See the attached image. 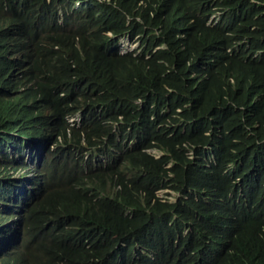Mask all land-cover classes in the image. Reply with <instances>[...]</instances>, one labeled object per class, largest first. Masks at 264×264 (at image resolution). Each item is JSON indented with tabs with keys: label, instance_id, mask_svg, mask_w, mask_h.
<instances>
[{
	"label": "trees",
	"instance_id": "1",
	"mask_svg": "<svg viewBox=\"0 0 264 264\" xmlns=\"http://www.w3.org/2000/svg\"><path fill=\"white\" fill-rule=\"evenodd\" d=\"M0 264H264V0H0Z\"/></svg>",
	"mask_w": 264,
	"mask_h": 264
},
{
	"label": "clouds",
	"instance_id": "2",
	"mask_svg": "<svg viewBox=\"0 0 264 264\" xmlns=\"http://www.w3.org/2000/svg\"><path fill=\"white\" fill-rule=\"evenodd\" d=\"M174 196L175 195H173V197ZM214 205L215 204H212V206ZM223 206L224 215L232 216L233 224H236L237 222L241 224L249 221V215L257 208V204L252 203L248 195L244 192L230 193L224 199Z\"/></svg>",
	"mask_w": 264,
	"mask_h": 264
},
{
	"label": "rangeland",
	"instance_id": "3",
	"mask_svg": "<svg viewBox=\"0 0 264 264\" xmlns=\"http://www.w3.org/2000/svg\"><path fill=\"white\" fill-rule=\"evenodd\" d=\"M125 41V46L128 44V41L127 40H125V39H123V42Z\"/></svg>",
	"mask_w": 264,
	"mask_h": 264
}]
</instances>
